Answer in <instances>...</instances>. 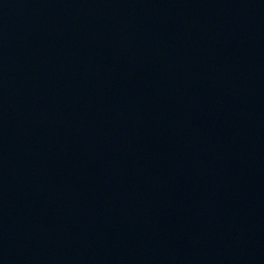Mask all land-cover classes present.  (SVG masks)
<instances>
[{"label": "water", "instance_id": "water-1", "mask_svg": "<svg viewBox=\"0 0 264 264\" xmlns=\"http://www.w3.org/2000/svg\"><path fill=\"white\" fill-rule=\"evenodd\" d=\"M0 264H264V0H0Z\"/></svg>", "mask_w": 264, "mask_h": 264}]
</instances>
